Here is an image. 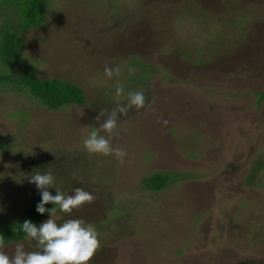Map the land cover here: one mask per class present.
I'll return each mask as SVG.
<instances>
[{"label": "rangeland", "instance_id": "1", "mask_svg": "<svg viewBox=\"0 0 264 264\" xmlns=\"http://www.w3.org/2000/svg\"><path fill=\"white\" fill-rule=\"evenodd\" d=\"M47 1L12 77L72 82L85 102L52 111L0 82V233L41 196L31 176L51 172L64 193L96 197L55 217L95 226L91 264H264V0ZM19 8L12 0L0 30L18 25ZM105 66L121 75L108 79ZM116 79L147 98L118 121L123 164L82 143L116 106ZM156 172L166 181L153 194L141 179Z\"/></svg>", "mask_w": 264, "mask_h": 264}, {"label": "clouds", "instance_id": "2", "mask_svg": "<svg viewBox=\"0 0 264 264\" xmlns=\"http://www.w3.org/2000/svg\"><path fill=\"white\" fill-rule=\"evenodd\" d=\"M129 75H135L137 69L128 67ZM104 75L108 79L119 77L121 67L105 66ZM115 107L110 111L101 110L95 118L98 127L83 139V147L89 155L109 157L114 156L123 164L128 155L123 147L114 146L113 140L119 137L118 121L126 116L130 109L139 112L146 107L147 98L143 90L125 93L124 85L119 79L115 83ZM126 100V103H122ZM103 118V119H102ZM158 123L167 126L166 119L158 118ZM41 194V201L36 206V212L43 216L48 213L49 219L42 222L39 227L32 221L25 220L20 231L25 238L35 241V251H26L24 244L17 243L14 254L9 256L6 252L5 238L0 236V264H91L95 254L101 249L100 234L91 223L83 219H68L58 224L55 217L57 212L71 216L73 211L81 210L86 204H91L96 197L83 187H76L72 194H66L56 187V177L51 172L35 173L30 178ZM55 188L56 195L47 189ZM47 204L54 207L48 209Z\"/></svg>", "mask_w": 264, "mask_h": 264}, {"label": "trees", "instance_id": "3", "mask_svg": "<svg viewBox=\"0 0 264 264\" xmlns=\"http://www.w3.org/2000/svg\"><path fill=\"white\" fill-rule=\"evenodd\" d=\"M16 2L20 7V14L17 11L20 22L17 26L12 23L7 26L3 25V29L0 30V66L3 67V71L1 70L2 72H0V82L18 86L19 91H23L25 96L52 111H64L71 108V106H82L85 102L84 92L72 82L69 83L56 78L41 79L35 74H32L33 72L30 70L27 72L28 74H19L17 79L12 77L15 74V67H25L22 56L25 40L24 35L29 31H34L41 25L40 23L43 20L44 12L50 7L47 0H16ZM11 4L12 0H0V15H4L6 10L11 8ZM8 70H11L12 73L8 72ZM25 88L28 90H24ZM165 176L166 173L164 172L146 174L143 175L141 183L144 184L145 189L150 190L149 192L161 193L163 192L164 182L166 181L164 180ZM40 201L41 196L33 200L31 206L27 208L26 213L22 215L24 216L21 219L23 222L30 220L39 227V223L48 215V213H45L41 216L36 212V206ZM45 207L51 209L54 205L47 204ZM20 213L22 214V211ZM15 225V227L4 230L2 232L3 234L0 233V236H4L5 238V245H9V242H13L12 244L14 245L18 242H28L25 234L20 231L21 226Z\"/></svg>", "mask_w": 264, "mask_h": 264}]
</instances>
